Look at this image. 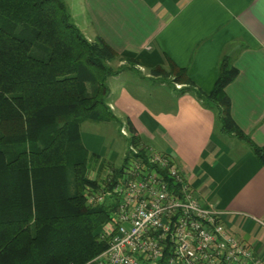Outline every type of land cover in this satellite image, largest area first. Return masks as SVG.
Returning <instances> with one entry per match:
<instances>
[{
	"label": "trees",
	"instance_id": "16d2710c",
	"mask_svg": "<svg viewBox=\"0 0 264 264\" xmlns=\"http://www.w3.org/2000/svg\"><path fill=\"white\" fill-rule=\"evenodd\" d=\"M119 59L104 38L88 40L65 0H0V264H84L107 248L98 233L113 204L87 203L85 190L97 184L89 171L101 159L81 132L85 122L116 119L108 80L139 73L134 58L114 68ZM149 71L215 110L222 132L248 143L264 165V147L231 117L226 87L239 74L231 55L209 93L174 63ZM128 131L138 144L135 127Z\"/></svg>",
	"mask_w": 264,
	"mask_h": 264
},
{
	"label": "crops",
	"instance_id": "0c3cea01",
	"mask_svg": "<svg viewBox=\"0 0 264 264\" xmlns=\"http://www.w3.org/2000/svg\"><path fill=\"white\" fill-rule=\"evenodd\" d=\"M81 3L85 30L104 38L120 56L139 62V73L125 71L108 80L116 119L103 123L114 121L127 130L133 125L140 141L173 156L197 196L227 212L229 231L264 258V165L248 143L222 132L215 110L193 93L179 94L149 71L169 70L174 63L209 93L222 57L231 55L239 71L226 87L231 117L255 145L264 147V0ZM85 123L84 146L117 166L122 143H109Z\"/></svg>",
	"mask_w": 264,
	"mask_h": 264
},
{
	"label": "built area",
	"instance_id": "2783aa9c",
	"mask_svg": "<svg viewBox=\"0 0 264 264\" xmlns=\"http://www.w3.org/2000/svg\"><path fill=\"white\" fill-rule=\"evenodd\" d=\"M129 145L123 165L90 174L97 184L85 190L88 205L113 207L98 233L107 248L84 264H264L229 231L227 212L197 196L173 156Z\"/></svg>",
	"mask_w": 264,
	"mask_h": 264
},
{
	"label": "rangeland",
	"instance_id": "374dc122",
	"mask_svg": "<svg viewBox=\"0 0 264 264\" xmlns=\"http://www.w3.org/2000/svg\"><path fill=\"white\" fill-rule=\"evenodd\" d=\"M65 1H66L67 5L69 7V10L71 12L72 19L75 22V24L84 33V35L88 38L89 41L94 42L96 40V38L92 37L90 35V33H88V31L85 30L86 29L85 22L82 19L83 12H84V6L81 3V0H65ZM127 64H128V61H126V59L123 56H121V59H119L118 61L114 62L112 64V66L114 68H119V67L125 66ZM142 71L144 73H147V71H145V69H143ZM135 75L138 76V74H136V73H135ZM139 80H141V79L139 78ZM176 87L178 89H180L181 88V85H176ZM112 123L113 124H106V123H94V122L88 121L85 124H87V127L90 130H95V131L104 133V136L108 140L109 143L116 144L117 140H118L117 143H120V142L122 143L121 144V146H122V153L120 152V154H119L120 155V158L117 161V166L114 165L116 167H120L121 165H123L125 159L127 158L128 153H129V146H130L129 144H135V143H133V141H132V135H131V133L128 130H127V135H125L123 133V129L124 128H120L118 126V124L116 122H114V121ZM107 132H111L110 135H107ZM140 143L141 144H145V145H147L149 147H152L151 145H149V144H147V143H145L143 141H140L138 144H140ZM125 151H126V153H125ZM124 153H125V158H124V161H123ZM102 165H104L105 167L106 166L111 167V165H109V163H107L106 161H104V160L101 159L98 166H93V167L90 168L89 174H91V172L93 170H95L96 167L100 169L102 167Z\"/></svg>",
	"mask_w": 264,
	"mask_h": 264
}]
</instances>
